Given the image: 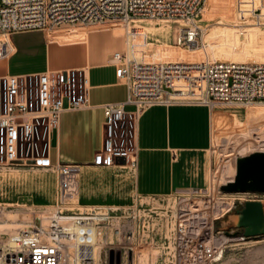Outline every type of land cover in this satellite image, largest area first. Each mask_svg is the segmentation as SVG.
Segmentation results:
<instances>
[{
  "label": "built area",
  "instance_id": "obj_1",
  "mask_svg": "<svg viewBox=\"0 0 264 264\" xmlns=\"http://www.w3.org/2000/svg\"><path fill=\"white\" fill-rule=\"evenodd\" d=\"M205 1L0 0V33L123 22L126 46L113 52L112 59L129 93L124 101L102 104L103 141L91 164L120 165L134 171L139 119L146 107L173 102L210 106L264 102V61L163 60L161 52L150 45L148 29L128 25L132 18L181 20L182 25L174 22L176 44L198 46L204 28L197 16ZM236 14L238 19L260 17L264 0H236ZM8 49L5 36L0 39V58ZM88 89L85 68L0 75V167H46L57 176L51 207L31 210L15 228L0 223V264H93L94 246L103 247L106 222L117 235H133L131 221L139 212L133 209L121 223L102 208H82L78 203L84 163L51 160L52 131L64 111L90 106ZM216 180L180 197L175 212L174 264H217L222 259L225 244L221 237L234 234L215 229V220L236 208L239 199L250 198L229 196ZM0 215L3 222L6 216L1 208Z\"/></svg>",
  "mask_w": 264,
  "mask_h": 264
},
{
  "label": "crops",
  "instance_id": "obj_2",
  "mask_svg": "<svg viewBox=\"0 0 264 264\" xmlns=\"http://www.w3.org/2000/svg\"><path fill=\"white\" fill-rule=\"evenodd\" d=\"M119 26L104 22L14 32V49L0 58V75L85 68L90 106L64 111L50 145L53 162L84 163L79 198L85 167H97L91 162L103 141L102 104L124 101L129 93L112 59L113 52L126 46L125 29L119 32ZM212 138L226 152L247 149L252 139L264 138V107L182 102L146 107L139 119L136 193L163 198L180 188L207 185L199 183L208 176Z\"/></svg>",
  "mask_w": 264,
  "mask_h": 264
},
{
  "label": "rangeland",
  "instance_id": "obj_3",
  "mask_svg": "<svg viewBox=\"0 0 264 264\" xmlns=\"http://www.w3.org/2000/svg\"><path fill=\"white\" fill-rule=\"evenodd\" d=\"M208 1H205L203 10L197 16L204 32L202 42L198 46L191 47L197 48L196 55L193 58L194 61H201L204 57L210 58L205 48L204 33L210 25L219 20H225L224 14H204ZM237 20L236 14L234 15V21ZM154 21L170 22L172 24L171 34L169 37L163 38L167 41L165 42L166 46L173 47L171 45H177L178 49L181 50L190 49L176 44L175 39L178 35V28L173 21L144 19L142 23L146 26ZM121 24L124 26L123 22ZM69 25L73 24H63L58 27ZM14 32L18 31L9 34H14ZM5 36L0 33V39H4ZM151 41L150 45L153 47L158 44L154 43L152 39ZM156 49L159 50L160 47ZM162 58L163 60H172V55H170V52L165 53ZM217 58L229 60V58L224 57ZM249 59H253V57ZM182 60L189 61L186 58ZM224 106L264 107V104L218 103L213 105V108ZM209 149L211 164L208 169V176L204 182L199 184H209L213 178H215V181H217L216 178L219 180L222 165L225 162L223 160L224 155L237 153L224 151L218 140L216 141L214 138H212ZM133 177L134 171L118 165H97L94 169L86 166L84 169L79 206L107 210L111 215L118 217L114 222L120 220L121 223L127 220L133 209L140 213L135 220L131 221L134 230L132 236L125 232L124 234H115L112 226L106 222L107 232L103 236V242L101 241L103 247H99L100 261L98 264H174L173 241L176 208L181 199L180 197L192 194L194 188H180V192L163 198L140 196L134 189ZM56 188L57 176L52 168L31 165L0 167V208L6 216L5 220L0 223L15 228L31 210L51 207ZM229 196H250L261 200L264 199V191L229 192ZM225 216L215 220V229L222 226L218 230H223L224 224H226ZM224 244V255L217 264H264V253L262 252L264 249V232L260 235L244 238L241 235L227 236Z\"/></svg>",
  "mask_w": 264,
  "mask_h": 264
},
{
  "label": "bare ground",
  "instance_id": "obj_4",
  "mask_svg": "<svg viewBox=\"0 0 264 264\" xmlns=\"http://www.w3.org/2000/svg\"><path fill=\"white\" fill-rule=\"evenodd\" d=\"M208 2V6L204 11L205 15H208L210 13H220L224 14L225 17L224 21L219 20L215 24L210 25L209 27L207 25L208 28L204 33V43L206 45L205 48L208 51L210 58L219 59L217 57H224L229 58V60L264 61V14H262L260 17H255L251 15L247 16L244 19L239 18L237 21H234V15H236V0H209ZM143 20L144 19L142 18H132L130 21H128V25L130 27H146L150 32V36L153 42L158 43L155 47H160L159 51L161 52L162 56H165V53L168 54L170 52V55H172V60H182L186 58L189 61H194L193 58L196 55L195 51L197 50V48L181 50L178 49L177 45H171L173 47H170V45L166 46L165 42L167 41L163 38H167L171 34L172 24L170 22L161 23L160 21H154L145 26L142 23ZM104 22H110L121 25L117 27V31L119 32H123V30L125 29L124 26H122L121 24L122 22L120 21ZM104 22L92 23L85 26ZM173 22L180 23V25L183 24L181 20H175ZM6 40L9 48L8 50L10 52L14 49V46L11 42V34L6 36ZM251 57H253V59H249ZM205 58L206 57H204L203 60ZM165 59H167V57H165ZM254 104H264V102ZM249 148H264V138L252 139L247 149ZM237 153L226 154L224 155L223 160L226 161L228 158L235 159ZM260 201L262 204L264 217V199H261ZM6 227L9 228L10 225H6ZM226 238L227 236L225 235L221 237V242L224 243ZM99 247V243L94 246L95 262L93 264H98L100 261ZM262 252L264 253V249Z\"/></svg>",
  "mask_w": 264,
  "mask_h": 264
},
{
  "label": "water",
  "instance_id": "obj_5",
  "mask_svg": "<svg viewBox=\"0 0 264 264\" xmlns=\"http://www.w3.org/2000/svg\"><path fill=\"white\" fill-rule=\"evenodd\" d=\"M219 184L225 192L264 191V148L241 150L235 159L228 158L222 165ZM237 204L225 216V233L236 235L240 232L244 237L263 234L261 201L255 198L239 199ZM233 228L237 230L233 231Z\"/></svg>",
  "mask_w": 264,
  "mask_h": 264
},
{
  "label": "flooded vegetation",
  "instance_id": "obj_6",
  "mask_svg": "<svg viewBox=\"0 0 264 264\" xmlns=\"http://www.w3.org/2000/svg\"><path fill=\"white\" fill-rule=\"evenodd\" d=\"M233 231H236L237 229L236 228H233L232 229ZM241 233L240 232H238L236 235H240Z\"/></svg>",
  "mask_w": 264,
  "mask_h": 264
}]
</instances>
